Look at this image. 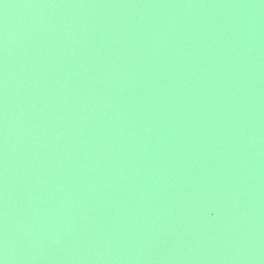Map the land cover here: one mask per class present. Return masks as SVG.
Returning a JSON list of instances; mask_svg holds the SVG:
<instances>
[{"label":"water","instance_id":"1","mask_svg":"<svg viewBox=\"0 0 264 264\" xmlns=\"http://www.w3.org/2000/svg\"><path fill=\"white\" fill-rule=\"evenodd\" d=\"M0 264H264V0H0Z\"/></svg>","mask_w":264,"mask_h":264}]
</instances>
